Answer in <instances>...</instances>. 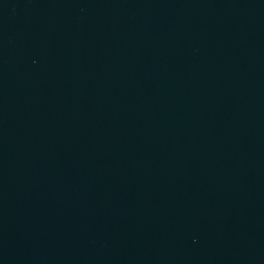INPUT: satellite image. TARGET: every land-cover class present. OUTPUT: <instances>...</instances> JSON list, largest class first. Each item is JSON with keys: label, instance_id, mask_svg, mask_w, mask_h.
Segmentation results:
<instances>
[{"label": "water", "instance_id": "water-1", "mask_svg": "<svg viewBox=\"0 0 264 264\" xmlns=\"http://www.w3.org/2000/svg\"><path fill=\"white\" fill-rule=\"evenodd\" d=\"M0 264H264V0H0Z\"/></svg>", "mask_w": 264, "mask_h": 264}]
</instances>
